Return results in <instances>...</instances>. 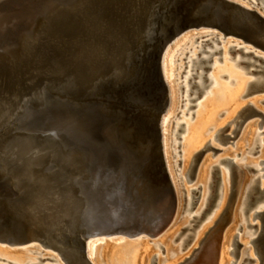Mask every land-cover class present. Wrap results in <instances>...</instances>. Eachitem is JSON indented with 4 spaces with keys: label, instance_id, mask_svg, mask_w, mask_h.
I'll list each match as a JSON object with an SVG mask.
<instances>
[{
    "label": "water",
    "instance_id": "1",
    "mask_svg": "<svg viewBox=\"0 0 264 264\" xmlns=\"http://www.w3.org/2000/svg\"><path fill=\"white\" fill-rule=\"evenodd\" d=\"M51 1L54 9L32 36L21 35L18 45L0 51V242L39 239L57 249L59 244L70 264H90L85 255L89 237L109 231L136 235L148 229L91 232L85 217L93 207L84 204L74 182L86 176V163L64 159L63 145L97 166L103 162L124 172L127 181L134 166L146 168L147 157L137 162L132 148L143 150L151 130L149 173L152 179L155 172L162 175L159 187L168 201V223L177 198L160 142V120L170 101L164 52L183 32L206 27L264 49V15L232 0ZM236 14L243 22H234ZM21 113L29 115L27 121L17 117ZM16 127L38 134L21 137ZM50 133L57 147L46 142ZM10 183L15 194L8 193ZM117 192L124 201L121 209L135 218L140 207L130 205L127 191ZM92 200L99 216L102 208ZM232 209H225L224 225ZM253 242L264 264V224ZM234 244L241 246L237 239Z\"/></svg>",
    "mask_w": 264,
    "mask_h": 264
},
{
    "label": "bare ground",
    "instance_id": "2",
    "mask_svg": "<svg viewBox=\"0 0 264 264\" xmlns=\"http://www.w3.org/2000/svg\"><path fill=\"white\" fill-rule=\"evenodd\" d=\"M232 1L240 3L248 8L256 9L257 11H259L261 14L264 15V0H232ZM51 2H52L51 0H0V51L11 50L15 45H18L21 35L27 34L28 36H32L34 32L37 30L40 22L46 17L48 13L51 12V10L54 9V7H52ZM232 18L236 23L243 22L242 18L238 14H236V17L233 16ZM188 31H191L192 33V31L194 30H188ZM188 31L183 32L181 35L182 36L185 35L186 32ZM187 35L188 34H186L185 36ZM195 35L197 36L196 41H200V43L198 42V46H197L198 51L197 52L193 51L195 49V46H192V48L190 49H193L194 47V49L192 50L193 53H191L190 52L191 50L188 49L189 51L186 53V57H184V59L187 60L186 61L187 65L182 71L183 77L181 78L182 81L180 83L181 84L180 88L183 91L184 100H188L189 102H192L197 98H201V95L205 92V89L209 87L212 81H216L212 79L214 78L215 75L208 73V70L210 69L208 63L212 61L214 55H216L222 50L223 47L221 48L220 46L223 44V40L226 41L230 40L229 37H231V39L233 38V40H231L230 42L234 43V45H232L230 49H235L237 47L238 50L240 51L242 50L241 52L244 51L243 53L248 56L244 60V62H246V64L247 63L253 64L255 65L253 67H256L258 69L255 70V72L258 73V76L255 78V80L251 82V84H253L254 86L253 89H255L254 90L255 94L252 95V97L254 98L250 101L255 105H258L257 103H259L261 100L264 99V49L260 47H255L254 45H252V43L244 42L243 39L235 38L232 35H228V37H223L221 33L218 34L217 30H213L208 27L202 28L199 31L196 30ZM177 38L179 41L180 40L179 37ZM175 41L178 42L177 40ZM174 42L172 45L175 44ZM186 42H188L187 39ZM237 48L235 51H237ZM164 55L162 57V70H163L164 78L167 84H169L173 80V71L171 70L170 74H168L166 63L163 61ZM251 55H253V57H251ZM242 56L243 54H241L240 56L241 59ZM171 60H172V56L170 57V61ZM216 66L217 64L214 67ZM246 77L247 76H245V78ZM234 78H235V85L232 89L227 88L222 84H217L218 82H215L214 87L216 88L218 87L219 92H216L217 91L216 89L215 92L213 91V92H208L206 95L204 94L205 97L204 95H202L204 97V103L198 106L197 114L194 117V119L191 120V122H189L184 137L183 154H184L185 165L188 163L193 150L199 147L204 141L208 127L218 121H221L224 117L226 118V116H224L223 118L220 117L221 111L225 110L226 115H228L227 117H229L239 109V99L240 97H242L241 95L245 90V83L247 81L245 80V78L241 77L240 75L239 76L235 75ZM207 81H209L208 84ZM170 88H169V97L171 98L172 96V99L170 100L174 102L175 95L171 86ZM30 101L31 99L27 98V102ZM191 107L193 106L188 105L187 109ZM173 108H174V103L171 104V109L169 110V116L164 119L165 125L171 118ZM28 116L29 115L27 113H21L17 115V117L23 120L24 122L27 121ZM72 123L76 124V122L74 121H72ZM182 125L183 124H181V126ZM132 126L133 124L129 125L130 130H132ZM15 131L22 133L23 136L21 137H32L35 136V134H38V131L37 132L30 131L27 128L19 130L16 127ZM88 131L89 130H87V132ZM249 131L250 132L248 134V137L249 140H251L255 132L254 127H250ZM151 133L152 131L150 130L149 131L150 137H148L147 140L145 141L143 150L132 148L133 151L137 153V162L140 161L143 155L147 157L146 168H144L143 170H139L136 166H134L135 167L134 174L131 175L132 178L129 177L127 181H126L127 174H125L124 172L120 174L121 172L119 170H112L111 168L108 169V167H106V165H104L103 162L97 166L96 163L94 164L92 160H88L86 157H83L82 154H78L75 151L71 152L69 150L70 148L64 145L61 148L63 151L62 153L64 159L73 160L79 163H86L85 165L86 168L85 171L87 172L86 176L79 178L76 177L74 179V182L80 189L79 194L84 197L83 198L84 204H89V207L91 208L93 207L92 208L93 213L90 212V214H87V217H85V219H87L88 222L87 227L91 232L96 233L98 230L108 231L113 227H120L126 230H131L137 228L136 226H138L141 227L142 229H148V231L142 233H147L153 236L163 231V229H165L169 225L170 222L166 223V220L168 219V215H169L167 209L168 201L165 195L160 190L161 187L160 185L163 182L162 175L159 171L155 172L154 173L155 178L152 179L151 178L152 176L149 173V168L151 167L153 160L152 149H151L153 133L152 134ZM160 133H161L160 142L161 141L163 142V143L161 142L163 160L166 165L168 175L176 195V189L173 183L174 180L172 179L173 175L172 174L170 175L169 173V169L171 170L170 162L168 159L169 153L167 152V149H165V145H163L165 143V138L162 133L161 120H160ZM263 133L264 131L260 132V134ZM246 135L247 132L244 133V136L241 138V142L246 137ZM46 136H47L46 142L52 144V146L57 147L55 141H53L56 138V136L53 135V133L47 134ZM261 142H264V138L261 139ZM163 148L165 153H163ZM258 158H259V162H255L253 164L259 172L258 177L253 178L250 181V183L247 185L244 196L243 198H239V200H237L236 208L234 211L235 221L238 220L239 217V219H241L243 223L247 221V226L256 227L255 230L248 231V233L246 234L247 239L249 238L250 240L247 242L245 240L244 244H246V248L242 250V254H240V260L238 264H260V258L255 252V247L254 248L250 247V244H253L255 246L253 241L261 233L262 225L264 224V222L261 221L258 223L256 222L257 218L254 219L255 212L257 211L256 209L249 212L248 220H246L243 214L244 211L243 202L248 193H250L252 197L255 199H257L259 196H262L264 194L263 188L261 187L263 186V184L260 181L261 178L264 179V148L261 150V153L258 156ZM223 159H225V161H223ZM230 159L231 158L229 157L220 158L217 161L218 162L217 165L212 167L213 169L215 167L217 168H215L210 174L207 173L208 167L206 166V162L204 161L202 163L198 171V175L196 176L197 179L200 181V184L195 188L186 189V192L184 194L186 198V212H185L186 214L184 213L183 218L189 217V221L186 227L178 235L180 238L177 241L181 240V243L179 244L180 248L177 247L174 249L172 248V246L165 247L164 243H162V245L165 247L164 250L165 255L164 257L162 256L159 257V264H223L224 261L227 260V257L224 259V253H226V245L230 242L234 244L236 238L241 239V236L237 234L234 237V240H230L229 238H231V231L233 229V226L231 225L230 227H227L226 230L224 231L225 225L221 223V219L224 216V213L226 211L225 209L227 208V204H226V207L223 209L228 196V187H229L228 183L230 180L229 175L231 177V183H230L231 190H232V182H233L232 180H235L237 176L236 175L237 173L235 172V169L231 164V161L234 159H231V161ZM222 162L225 163V165L221 164ZM219 164H221L220 167H218ZM54 166L59 167V162L55 161ZM226 166L227 168L230 169V174L226 172L227 171ZM48 170L50 171L51 169ZM218 173L220 174V181L222 175V182H220V185L218 184V179H219ZM121 181H126V182L122 183ZM6 185L9 186L8 193L15 194L12 184L10 183ZM2 187H0L1 194H3ZM259 188H261L262 191ZM117 191H127V200L130 203V205L137 204V206L140 207V210L138 211L139 216L137 215L135 218H133V216H131V213H129L127 210L123 211L121 209V202L124 201L122 196L118 195ZM177 191L179 190L177 189ZM231 193L229 195L228 201L231 197ZM218 194H219L218 196L219 199L217 197ZM216 198L218 199V201H215ZM92 199H95L97 205H99V207L102 208L99 216H98V212L96 214L97 210L95 206L91 205V201L93 202ZM148 199H150L151 201L147 203L145 208H143L144 206H142V204ZM228 201L227 203H229ZM214 202L216 204H214ZM258 202L260 203V200L257 201V204L263 205L260 206L258 209L259 210L264 209V204L262 202H261L262 204H259ZM237 210L239 211L237 212ZM0 211H2V208H0ZM177 212L174 219L172 217L173 221L177 217ZM237 213H238V217H237ZM112 214H116V215L119 214V216L113 219L111 217ZM250 220L254 221L256 225L250 224ZM199 224H201V226L198 228ZM187 229L189 230V233L186 234L185 237H183L182 236L183 232ZM196 229L197 232L195 233ZM203 233L205 236L203 235ZM103 234H107V235L99 234V235H95V237L105 236L106 238L104 240H97L96 242H94L89 240L92 238L89 237L88 242L86 243V248H85L86 257L93 264H149L147 255H144L145 250L146 249L148 250V248L151 247L148 246L149 245L148 242L141 240L140 242L125 243L124 245L115 244L113 242L105 243L107 239H109V241H113V239H115L114 235L111 234H125V233L122 232L110 233L109 231ZM125 235H127L128 237L131 236L130 238H133L132 236H135L129 234H125ZM201 235H203L204 237L201 238ZM138 239H143V238H138ZM123 241L125 240L117 241V243H123ZM188 241L190 243L188 244L189 247L187 251H191V255H187L188 257H185L184 260L181 261L183 255H180L179 253L182 252V249L184 248L185 244ZM28 242L32 243L31 245L38 244L41 247H45L49 249L50 252L43 253L39 248V250L34 251V252L37 251V253L34 252L32 253V251L31 252L11 251L12 253L8 252V254H6V252H3L5 250L3 251L0 250V261L4 260L3 264L5 261H7L6 262L7 264H22V263L23 264H67L68 257H66L65 255L66 254L68 255V252L67 251L65 252L64 250H62L64 253L61 252L59 248L60 247L59 244L57 245L59 246L57 249L39 239H32ZM26 243L27 242H25V244ZM159 243L161 242H155L154 246L157 247ZM15 244H21V243H15ZM99 244L101 246L97 254L98 257L96 262L95 255L97 253V246ZM197 244H199V246L194 247L197 246ZM75 248L78 249V246H76ZM31 249L33 250V248H30V250ZM51 253H55V254H51ZM231 253H233V250H231ZM44 257H50L53 260L48 259L45 262H43L41 261V258ZM232 263L234 264L235 261H233ZM73 264H81V263H79V261L74 260Z\"/></svg>",
    "mask_w": 264,
    "mask_h": 264
},
{
    "label": "rangeland",
    "instance_id": "3",
    "mask_svg": "<svg viewBox=\"0 0 264 264\" xmlns=\"http://www.w3.org/2000/svg\"><path fill=\"white\" fill-rule=\"evenodd\" d=\"M188 32H186V34H188L191 37H189L188 35H187L188 37L185 36L186 34L183 36L182 35L179 36L180 40L178 41V38L176 39L178 42L175 41L174 42L175 44L170 46L166 50L164 58H163V61L166 63L168 74H170L171 70L173 71V80L167 85L169 88L170 86L172 87L174 95H175V99H174V102L170 100V103L167 109L163 113L161 124H162V133L165 138V143L163 145H165V149H167V152L169 153L168 159L170 162V168L172 170L171 171L169 169V173L170 175L171 174L173 175L172 179L174 180L173 183L175 185L176 196H177V206H176L175 212L172 217L174 219V217L176 216V212L178 211L177 217L175 218L174 221L171 218L172 220L170 219L171 221H169L170 222L168 225L169 227L167 226L165 229H163V231H161L160 233L156 235L151 236L147 233H140L138 235L133 236V238H130L125 234H111V235H114L115 239H113V241H109V239L105 241V243L113 242L115 244H120V243H117V241H121V240H125L128 243L129 242H139L141 240L148 242L149 243L148 246L149 247L151 246V247L148 248V250L147 249L145 250L144 255H147L149 264H153L154 262L153 257L156 254H157L156 263L159 264V257L160 256L164 257L165 255L164 250L166 246L168 247L172 246V248L174 249L177 247L180 248L179 244L181 243V240L176 241V242L175 240L178 237V235L182 232V230L186 227L189 221V217L183 218L184 213L186 212V198L184 194L186 192V189L195 188L200 184V181L197 179L196 176L198 175V171L202 163L204 161L206 162V166L208 167L207 168L208 174H210L215 168H217V167H215L214 169L212 168L213 166L217 165L218 163L217 161L220 158H225V157L234 159L235 162H237L240 166L244 167V168H241V170H238L240 177L242 178V188H243V191L240 194L239 198H243L247 185L250 183V181L253 178L258 177L259 172L253 164L255 162H259L258 156L260 155L261 150L264 148V142H261V139L264 138V133L260 134V132L264 131V99L261 100L259 103H257L258 105H255L254 103L250 102L254 98L252 97V95L255 94L254 93L255 89H253L254 86L253 84H251V82L255 80V78L258 76V73L255 72V70H258V69L256 67H253L255 65L248 64V63L246 64V62H244V60L248 57L247 55L243 53L244 51L241 52L242 50L241 51L238 50L237 47H236L237 51H235L236 48L230 49V47L234 45V43L230 42L231 40H233V38L231 39V37H229L230 40H227V41L223 40V44L220 46L221 48L223 47L222 48L223 51L221 50L219 53L214 55V57L212 58V61L214 62L210 61L208 63V65L210 66L208 73L215 75L214 78L212 79L216 81H212V83L209 85V87L205 89V92L202 95L204 94L206 95L208 92H213V91L215 92L216 89H217L216 92H219L218 87L217 88L214 87L215 82H218L217 84H222L226 86L227 88L232 89L235 85V78H234L235 75H238V76L240 75L243 78L247 76L246 77L247 79L245 78V80L247 81V82L245 81L246 82L245 90L243 94L241 95L242 97H240L239 99V109L233 115L229 117H227L228 115H226L225 110L221 111L220 117L223 118L224 116H226V118L224 117L221 121H218L208 127L204 141L199 147L193 150L188 163L185 165L184 154H183L184 137H185L189 122H191V120H193L194 117L196 116L198 106L204 103V97H205V95L204 97L201 95V98H197L196 100L189 102L188 100H184L183 91L180 88V85H181L180 83L182 81L181 78L183 77L182 71L187 65L186 63L187 60L184 59V57H186V53L189 51L188 49L192 48V46H195V49L193 47L194 50L190 49L191 50L190 52L193 53L192 50L197 52L198 42L200 43V41H196V37H197L195 35L196 30L192 31V33L191 31H188ZM186 39L188 40V42H186ZM183 42L184 43L186 42V43L184 44ZM241 54H243L242 59L240 58ZM171 56H172V60L170 61ZM251 57H253V55H251ZM216 64L217 66L214 67ZM208 83L209 81H207V84ZM170 99H172V96ZM173 103H174V108L172 111L171 118L165 125L164 119L169 116V110L171 109V104ZM188 105H192L193 107L187 109ZM249 105H252V107ZM253 109H257V111H260L262 115L257 114L256 112L253 111ZM250 112L255 113V114L246 118L245 121L242 123V125L239 126V131L236 132L237 122L241 121L243 119V116H245L246 114ZM236 118L237 120L234 121ZM181 124L183 125L181 126ZM225 127L227 128V130L220 132V129L225 128ZM250 127H254L255 129L254 135L251 140H249V137H248V134L250 132L249 131ZM245 132H247V135L241 142V138L244 136ZM224 135H231L233 136V138L226 140L224 139ZM221 139L223 141H226V143H223ZM207 144H212L214 147L221 149V151L213 155L214 151L212 149L205 150L204 155L201 157L198 167H196V169L195 168L192 169L195 154L201 151L202 149H205ZM163 153H165L164 148H163ZM221 164L225 165V163L223 162ZM221 164H219L218 167H220ZM226 170H227L226 172L230 174V169L227 168ZM218 177H219V173H218ZM229 178L230 180L228 183L229 184L228 196H227L223 209L226 207L229 195L231 193L230 175H229ZM260 181L263 184V186L261 187L264 188V179L261 178ZM221 182H222V175H221ZM177 189L179 191H177ZM235 208H236V204L234 208L232 209L231 217L228 223L226 224L227 226L226 225L224 226L225 227L224 231L226 230L227 227H230L232 225L233 229L231 231V238L229 239L234 240V237L237 234L240 235L241 239H238V242L241 243V246H237V244L235 245V244H232L231 242L228 243L226 245V253H224V259L227 257V260H225L223 264H233L232 263L233 261H235L234 264H238L240 260V254H242V250L246 248V244H244L245 240L246 242L250 240L249 238L247 239L246 234L248 233V231H253L256 229V227L247 226V221L243 223L242 220L239 219L238 213H237L238 220L235 221V215H234ZM238 211L239 210H237V212ZM250 222L255 224V222L252 220H250ZM256 222L259 223L261 222V220L257 219ZM201 224H199L198 228L201 226ZM197 229L195 233L197 232ZM188 233H189V230L187 229L183 232L182 236L185 237V235ZM102 235H107V234H102ZM203 235H201V238L205 236ZM142 237L144 238L138 239ZM105 238H106L105 236H97V237L93 236L89 240L96 242L97 240H104ZM155 242H161L159 244L164 243L165 245L164 250L162 247L154 246ZM1 244L7 245V243H4V242H0V246ZM29 244H32V243L27 242L26 244L24 243L21 245L15 244V245H12V247L10 248L11 249L19 248V247L27 246ZM100 246H101L100 244L97 246V253L95 255L96 262H97V257H98L97 254L99 252ZM198 246L199 244H197V246H194V247H198ZM188 247L189 245L186 248L182 249V252L180 251L181 253L179 254L183 255L181 261L184 260L185 257H188L187 255H191V251H187ZM235 247H238L236 249V253H231V250H233ZM250 247L254 248L255 246L253 244H250ZM0 248H1L0 249L1 251L5 250L3 252H6V254H8V252L12 253V252L26 251V250L12 251V250H8L2 247ZM51 254H55V253H51ZM3 261H0V264H3ZM6 262L7 261H5L4 264H7Z\"/></svg>",
    "mask_w": 264,
    "mask_h": 264
},
{
    "label": "flooded vegetation",
    "instance_id": "4",
    "mask_svg": "<svg viewBox=\"0 0 264 264\" xmlns=\"http://www.w3.org/2000/svg\"><path fill=\"white\" fill-rule=\"evenodd\" d=\"M237 120V118L234 120V121H236ZM244 122V121H243ZM242 120L241 121H238L237 122V130H236V132L237 131H239V126L240 125H242ZM225 130H227V128L225 127V128H222V129H220V132L221 131H225ZM221 141L223 142V143H226V141H223L222 139H221ZM207 149H212L213 151H214V154L213 155H215L216 153H218L219 151H221V149H218V148H216V147H214L212 144H207L206 145V147H205V149H202L201 151H199V152H197L196 154H195V156H194V160H193V165H192V169L193 168H195L196 169V167H198V165H199V163H200V160H201V157L204 155V152H205V150H207ZM223 161H225V159H223ZM230 161H231V159H230ZM231 164H232V166L234 167V169H235V172L237 173L236 175V178H235V180H232L233 182H232V190H231V197H230V199H229V203H227V207H229V206H231L232 205V207L234 208V206H235V204H236V202H237V200H238V198H239V196H240V194L242 193V191H243V188H242V178L240 177V174H239V172H238V170H241V168H244V167H242V166H240L237 162H235L234 160H232L231 161ZM238 165V166H237ZM234 177H235V174H234ZM220 174H219V179H218V184L220 185ZM218 185V186H219ZM220 187V186H219ZM259 189H261V188H259ZM261 191H262V189H261ZM263 192H264V188H263ZM219 196V194L217 195V197ZM264 194L262 195V196H259L257 199H255V198H253L252 197V195L250 194V193H248L247 194V196H246V198H245V200H244V202H243V204H244V211H245V213H244V211H243V214H244V217L246 218V220H248L249 219V212L250 211H252V210H254V209H256L257 211L255 212V215H254V219H260L262 222H264V209H262V210H259L258 208L260 207V206H263V205H258L257 204V201H259L260 200V203L259 204H264ZM218 199H219V197H218ZM218 199L216 198V200L215 201H218ZM251 202V203H250ZM262 202V203H261ZM254 203V204H253ZM214 204H216L215 202H214ZM253 204V205H252ZM258 206H257V205ZM214 206V205H213ZM254 206V207H253ZM212 208V207H211ZM263 211V212H262ZM257 214V215H256ZM260 214V215H259ZM250 224H253L252 222H250ZM253 225H256V224H253ZM129 237H131V236H129ZM133 237V236H132ZM145 237V236H144ZM144 237H142V238H144ZM180 237L178 236L177 238H176V240H175V242L179 239ZM237 239V238H236ZM237 241H238V239H237ZM140 242V241H139ZM125 243H128V242H126V241H123V243H120V244H122V245H124ZM190 242L188 241L186 244H185V246H184V248H186L187 247V245L189 244ZM21 244H23V243H21ZM20 244V245H21ZM10 245H14V244H7V245H4V244H1V246L0 247H2V248H5V249H8V250H12V251H19V250H26V251H32V253L35 251V250H39V248L41 249V252H43V253H47V252H50V250L49 249H47V248H45V247H41L40 245H38V244H33V245H31V244H29V245H27V246H23V247H19V248H13V249H11L10 247H12V246H10ZM158 246L159 247H162L163 248V250H164V246L162 245V244H158ZM30 248H33V250L31 249L30 250ZM183 248V249H184ZM85 251H86V249H85ZM34 253H37V251L36 252H34ZM85 255H86V253H85ZM157 255V254H156ZM154 256L153 257V260H154V262H153V264H157L156 262V259H157V256ZM87 258V257H86ZM53 260L52 258H50V257H44V258H41V261H43V262H45L46 260ZM88 259V258H87ZM89 261V263L90 264H93L92 262H90V260H88ZM67 264H70V263H68L67 262Z\"/></svg>",
    "mask_w": 264,
    "mask_h": 264
}]
</instances>
